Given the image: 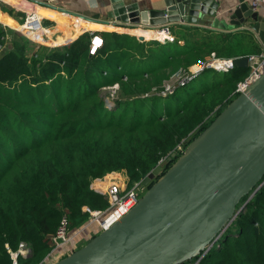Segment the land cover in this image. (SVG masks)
<instances>
[{
	"label": "trees",
	"instance_id": "16d2710c",
	"mask_svg": "<svg viewBox=\"0 0 264 264\" xmlns=\"http://www.w3.org/2000/svg\"><path fill=\"white\" fill-rule=\"evenodd\" d=\"M2 11L16 17L8 6ZM169 30L173 43L84 32L67 45L36 49L0 25V264H13L11 254L21 244L30 252L18 255L16 264H39L53 248L63 218L70 236L85 238L90 229L82 208H107L92 182L110 173L120 174L128 186L144 180L237 96L249 69L204 70L168 93L164 83L172 74L189 75L212 53L223 58L261 53L247 29ZM94 35L102 45L90 55ZM113 85V94L102 91ZM197 264H264V185Z\"/></svg>",
	"mask_w": 264,
	"mask_h": 264
},
{
	"label": "water",
	"instance_id": "95a60500",
	"mask_svg": "<svg viewBox=\"0 0 264 264\" xmlns=\"http://www.w3.org/2000/svg\"><path fill=\"white\" fill-rule=\"evenodd\" d=\"M110 4L107 18L114 24L142 30L179 24L207 27L203 22L210 18L219 24L211 30L229 26L235 27L229 32H236L250 20L251 30L264 41V19L246 0H237L226 11L227 24L218 19L224 17L216 0H164L160 9L149 10L122 0ZM246 61L242 57L233 63L247 67ZM262 185L264 72L180 155L173 152L148 173L142 182L146 190L127 215L52 264H180L193 258L197 264Z\"/></svg>",
	"mask_w": 264,
	"mask_h": 264
},
{
	"label": "built area",
	"instance_id": "2783aa9c",
	"mask_svg": "<svg viewBox=\"0 0 264 264\" xmlns=\"http://www.w3.org/2000/svg\"><path fill=\"white\" fill-rule=\"evenodd\" d=\"M50 2L52 1L50 0L46 2H33L29 0H17L15 3V0H12V2H10L9 0H0V15H7L2 11L3 6L13 8L16 12H22L23 17L21 18V21L18 22V27L14 29V31L18 32L24 38L29 40L36 49L39 46L48 48L60 47L58 45L49 44L40 40V36H44L47 40H51L49 37V34H51V30L44 25L46 17L41 15L39 12V10L50 6ZM246 3L255 12L259 13L260 10L264 11V0H246ZM62 13L64 15L69 14L68 12ZM0 25L2 27H7V25L4 24L1 20ZM127 29L137 28L131 27ZM242 29L252 31L250 26H245ZM144 30L150 31L155 34L151 39L145 40L156 41L160 44L173 43L175 40L174 36L170 33L169 26L167 25L153 29L147 28ZM255 38L258 44L261 45V53L257 55L251 54L244 56L247 60L246 63L249 70L247 75L237 85V88L235 90V93L237 95L242 93L248 86L253 83V81H255L261 75V73L264 72V41L259 40L258 35H255ZM101 45L102 39L100 38V36H92L89 45V54L93 55L95 51L101 47ZM237 59L242 58H220L212 53L209 56L205 57L200 65L194 66L195 68L193 71V75L192 77H190V79L204 70H214L216 72L224 74L230 73L236 68L233 62ZM187 80H189V78ZM166 91L168 93H172L173 89ZM177 150L181 153L184 149L181 146H178ZM142 182L143 180L134 182L130 186H128L125 180L117 173H110L106 175L102 180L92 182L91 189L101 194L105 198V200L107 201V208L104 210H91L87 207H83L82 211L87 214L88 221L85 228H95L99 233L101 231L107 230L113 224L119 222L137 204L138 199L143 195L144 188L142 186ZM71 241L72 236H70L69 233L67 220L63 218L60 222V226L55 233L53 248L48 252V254L42 259L39 264H52L63 258L64 256L61 257L60 255L61 249L62 247L69 245ZM29 252V248L25 244H21L18 251L11 254L13 264H16V258L18 255L25 256L29 254Z\"/></svg>",
	"mask_w": 264,
	"mask_h": 264
},
{
	"label": "crops",
	"instance_id": "0c3cea01",
	"mask_svg": "<svg viewBox=\"0 0 264 264\" xmlns=\"http://www.w3.org/2000/svg\"><path fill=\"white\" fill-rule=\"evenodd\" d=\"M12 2V0H9ZM17 0H15L16 3ZM29 1H50V0H29ZM50 6L42 10L45 12L46 20L44 21L45 27L51 30L49 37L51 40L45 38V42L49 44H55L58 46L67 45L73 42L84 32L99 33V32H116L119 34H131L137 37H144V39H151L154 37V33L142 29H127L131 26H124L121 24H114L112 20L107 18V13L110 11V0H51ZM124 4H135L140 10L149 9H160L163 6L164 0H122ZM220 4L219 16L224 18L226 24L228 23V14L226 11L229 8H233L237 5V0H216ZM13 9V8H12ZM14 10V9H13ZM15 11V10H14ZM68 12V15H64L62 12ZM22 13V12H21ZM12 18L8 15H0V20L2 22L18 24L22 17L17 16ZM259 15L264 19V11L260 10ZM85 17V18H81ZM203 27L200 28L209 29L212 26L213 19H207ZM219 20V21H220ZM107 22L108 24H103ZM221 22V21H220ZM252 23L248 20L246 23L241 25V28L245 26H250ZM179 26H188L184 24L179 25H169L171 30H177ZM8 28H12L7 25ZM126 28V29H125ZM153 29V28H152ZM232 28H215L213 31L227 33L231 31ZM235 29V27L233 28ZM211 30V29H210ZM41 37V36H40ZM42 40V37L40 38ZM95 180L94 182H96ZM97 234V229L91 228L87 236L80 239H74L72 236V241L69 245L62 247L61 257L70 254L73 250L78 249L83 246L89 239L90 234ZM60 257V258H61Z\"/></svg>",
	"mask_w": 264,
	"mask_h": 264
},
{
	"label": "rangeland",
	"instance_id": "374dc122",
	"mask_svg": "<svg viewBox=\"0 0 264 264\" xmlns=\"http://www.w3.org/2000/svg\"><path fill=\"white\" fill-rule=\"evenodd\" d=\"M14 18V17H13ZM208 20H206V21H204L203 23L206 25V23H208L207 22ZM20 22V21H19ZM4 24H6V25H8V26H10V27H12V28H9V29H11V30H14L16 27H17V24H12V23H7V22H3ZM219 24H218V22H214L213 21V23H212V26L210 27V28H212V27H216V26H218ZM209 28V29H210ZM227 28L229 29V28H232V30H233V28L234 27H229V26H227ZM213 29V28H212ZM231 30V29H230ZM231 30V31H232ZM177 30H172V32H176ZM237 32V31H236ZM235 33V32H234ZM129 35H131V34H129ZM131 36H135V35H131ZM135 37H137V36H135ZM9 39V38H8ZM143 41H150V40H143ZM4 47H0V50H2ZM249 55H251V54H249ZM220 58H223V57H220ZM194 68L195 67H191L190 69H189V75H187V74H184V73H175V74H172L171 76H170V78H169V80L167 81V82H165L164 83V88L166 89V90H170V89H174L177 85H181V84H184L185 82H187V81H189L190 80V77H192V75H193V71H194ZM189 78V80H187ZM186 79V80H185ZM192 79V78H191ZM182 82H184V83H182ZM117 89V85H113V86H110V87H105L102 91H104V92H110V93H114L115 92V90ZM180 153H178V155H179ZM120 175V174H119ZM121 176V175H120ZM123 178V177H122Z\"/></svg>",
	"mask_w": 264,
	"mask_h": 264
},
{
	"label": "bare ground",
	"instance_id": "6f19581e",
	"mask_svg": "<svg viewBox=\"0 0 264 264\" xmlns=\"http://www.w3.org/2000/svg\"><path fill=\"white\" fill-rule=\"evenodd\" d=\"M39 12H40L41 15L45 16V12H46V11H44V10H39ZM17 27H18V24H17ZM17 27H16V28H17ZM250 27H251V25H250ZM16 28H15V29H16ZM251 32L254 34V36L257 35V33H255L254 31H251ZM41 37H42V40H41V41L45 42V41H46V40H45V37H44V36H41Z\"/></svg>",
	"mask_w": 264,
	"mask_h": 264
}]
</instances>
